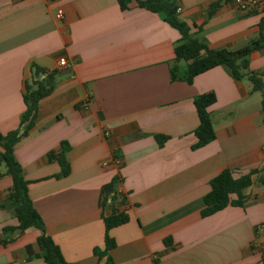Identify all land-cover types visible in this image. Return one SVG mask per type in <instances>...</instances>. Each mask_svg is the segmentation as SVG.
Segmentation results:
<instances>
[{
	"label": "crops",
	"instance_id": "crops-1",
	"mask_svg": "<svg viewBox=\"0 0 264 264\" xmlns=\"http://www.w3.org/2000/svg\"><path fill=\"white\" fill-rule=\"evenodd\" d=\"M177 1L179 17L201 26L196 36L212 48L264 40V10L221 1L208 14L217 0ZM178 37L175 27L136 0L126 9L117 0H0V131L18 125L31 64L54 71V88L40 99L14 156L45 233L68 261L107 260L93 248L104 246L101 187L117 173L128 192L129 218L109 230L113 264H264L261 92L222 64L190 82L171 79ZM61 56L67 60L62 66ZM177 64L182 74L186 63ZM248 65L264 77V43L250 52ZM207 91L216 97L208 106L215 137L193 148V98ZM156 134L166 136L162 144ZM62 140L70 144V172L57 177L60 165L48 153ZM224 167L235 176L256 169L244 189L247 200L202 216L209 181ZM4 171L1 164L0 264H47L35 255L40 229L3 231L16 224L11 207L1 204L12 188Z\"/></svg>",
	"mask_w": 264,
	"mask_h": 264
},
{
	"label": "trees",
	"instance_id": "trees-1",
	"mask_svg": "<svg viewBox=\"0 0 264 264\" xmlns=\"http://www.w3.org/2000/svg\"><path fill=\"white\" fill-rule=\"evenodd\" d=\"M132 1L117 0L121 9L128 8ZM221 1L212 2L208 8V14H212ZM136 3L158 13L179 32V37L173 47L174 57L170 65L171 79L182 78L190 82L196 74L222 64L228 69L232 77L236 79L247 77L252 83L251 90L261 92V111L264 121V77L262 73L250 70L248 65L250 52L262 46L263 39L252 40L237 49L212 48L204 38L196 36L197 30H200L201 26L189 24L179 17L177 0H136ZM196 28L197 30H195ZM179 60H184L186 63L182 74L178 73L177 62ZM54 84V71H48L44 67L32 63L31 75L29 80L25 81L22 93L25 108L19 115L18 125L6 132L0 131V165L5 166L4 172L12 178V188L1 204L2 206L9 205L16 219L15 225L7 224L3 227V231L16 230L22 232L28 227L38 228L42 232L37 236L40 251L35 254L36 256L42 257L47 264H78L66 260L58 244L50 235L45 233L43 218L34 207L28 192L29 180L24 177L22 166L14 156L16 143L22 136L28 134L35 123L40 99L52 92ZM215 99V94L212 91L196 94L193 98L198 115V124L193 130L195 135V141L191 145L193 148L200 147L215 137L211 115L208 110V106ZM155 137L158 144H162L166 138L163 134H156ZM69 149L70 144L66 140H62L56 150L48 153L49 158L55 159L60 165V170L55 173L57 177L65 176L70 172V162L67 157ZM112 158H117L116 152L112 154ZM255 171L256 169L252 168L247 173L235 176L233 170L229 167L221 169L209 181L210 187L203 196V206L200 209V214L202 216L211 214L229 204L244 205L248 197L244 193V189L252 183L251 174ZM121 181L120 175L116 173L101 187L100 204L105 225L104 246L94 247L93 252L98 258L104 255L107 256V260L103 264H113L110 249L116 243L109 234L110 228L126 222L129 218L127 212L128 192L122 189ZM10 239L13 238H5L3 242ZM164 241L167 245L171 244L170 237H165ZM262 260L264 262V247L262 249Z\"/></svg>",
	"mask_w": 264,
	"mask_h": 264
},
{
	"label": "built area",
	"instance_id": "built-area-1",
	"mask_svg": "<svg viewBox=\"0 0 264 264\" xmlns=\"http://www.w3.org/2000/svg\"><path fill=\"white\" fill-rule=\"evenodd\" d=\"M222 1H229V2L233 3L237 8L244 10V11H251L253 9L264 10V0H222ZM179 9H180V6L178 7V10ZM55 16L58 18H62L63 12L61 10H58L55 13ZM66 63H67L66 57H64V56L59 57L58 64L60 66L65 65ZM105 133H107V132H105ZM262 149L264 150V144L262 145ZM263 226H264V224H261V225H259V228H262Z\"/></svg>",
	"mask_w": 264,
	"mask_h": 264
},
{
	"label": "rangeland",
	"instance_id": "rangeland-1",
	"mask_svg": "<svg viewBox=\"0 0 264 264\" xmlns=\"http://www.w3.org/2000/svg\"><path fill=\"white\" fill-rule=\"evenodd\" d=\"M184 60H181V62H183Z\"/></svg>",
	"mask_w": 264,
	"mask_h": 264
}]
</instances>
